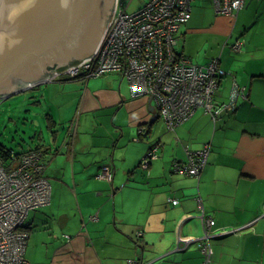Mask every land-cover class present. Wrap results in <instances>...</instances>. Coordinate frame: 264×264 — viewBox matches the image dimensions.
Listing matches in <instances>:
<instances>
[{
    "label": "crops",
    "instance_id": "crops-1",
    "mask_svg": "<svg viewBox=\"0 0 264 264\" xmlns=\"http://www.w3.org/2000/svg\"><path fill=\"white\" fill-rule=\"evenodd\" d=\"M178 35L177 53L194 64L219 60L226 75L217 106L229 101L234 82L247 99L216 122L199 108L169 131L155 103L132 97L120 74L49 84L57 106L46 115L51 139L38 145L51 201L25 222L31 264H204L203 215L215 220L209 264H264V0H245L235 18L198 0ZM205 144L200 178L174 171ZM153 145L158 157L146 171L140 163ZM105 169L112 180L99 177ZM180 238L192 241L177 249Z\"/></svg>",
    "mask_w": 264,
    "mask_h": 264
},
{
    "label": "built area",
    "instance_id": "built-area-1",
    "mask_svg": "<svg viewBox=\"0 0 264 264\" xmlns=\"http://www.w3.org/2000/svg\"><path fill=\"white\" fill-rule=\"evenodd\" d=\"M122 0H116L112 16L101 41L91 57L76 67L55 71L43 83L89 80L117 73L125 78L134 98H150L157 114L169 131L189 121L199 108L211 115L214 122L223 112H234L239 99H247L245 87L236 82L229 101L215 104L214 96L221 79L226 75L219 60L202 66L177 53L179 31L191 17L192 5L198 0H148L133 13L127 12ZM216 14L235 18L244 7L245 0H211ZM128 5V4H127ZM240 52L242 44L232 46ZM37 86V85H35ZM137 140V139H136ZM11 151V150H10ZM158 147L153 145L143 157L140 166L149 170L158 157ZM210 145L189 151L185 163H175L173 169L182 175L200 178L207 165ZM47 163L42 150L23 151L5 162L0 155V264H31L26 258L29 234L25 222L29 213L48 205L51 201V184L46 176ZM101 179L112 180L110 170H103ZM173 205L178 200H169ZM199 209H203L199 200ZM203 235L199 248L209 264L213 256L211 239L215 220L203 215ZM95 219V218H92ZM231 233H238L233 229ZM138 232L137 236H141ZM192 240L180 238L179 246L187 247ZM143 264L130 261V264Z\"/></svg>",
    "mask_w": 264,
    "mask_h": 264
},
{
    "label": "water",
    "instance_id": "water-1",
    "mask_svg": "<svg viewBox=\"0 0 264 264\" xmlns=\"http://www.w3.org/2000/svg\"><path fill=\"white\" fill-rule=\"evenodd\" d=\"M115 3L0 0V99L44 84L52 68L61 72L91 57Z\"/></svg>",
    "mask_w": 264,
    "mask_h": 264
},
{
    "label": "rangeland",
    "instance_id": "rangeland-1",
    "mask_svg": "<svg viewBox=\"0 0 264 264\" xmlns=\"http://www.w3.org/2000/svg\"><path fill=\"white\" fill-rule=\"evenodd\" d=\"M147 1L122 0L121 2L127 6L128 13H133L140 10ZM175 49L179 50V44L175 46ZM49 84L51 83L40 84L0 99V144L15 152H23L38 145L40 140L44 143L50 141L51 134L47 129L46 115L51 114L48 107L57 106V103L54 98H50V94L46 91ZM73 85L76 83L65 84V86ZM62 97L65 98L64 101L69 102L67 106L72 104L69 96ZM45 162L48 164L46 158ZM38 255L41 256L40 258H46V245L45 248L38 250ZM27 258H29V254Z\"/></svg>",
    "mask_w": 264,
    "mask_h": 264
},
{
    "label": "trees",
    "instance_id": "trees-1",
    "mask_svg": "<svg viewBox=\"0 0 264 264\" xmlns=\"http://www.w3.org/2000/svg\"><path fill=\"white\" fill-rule=\"evenodd\" d=\"M10 150L13 151L15 154L21 153V152H15L14 150L8 149L4 145L0 144V155L4 159L5 162H8L9 159H11V151ZM33 150H42L44 152V150L42 149V147L40 145H37L35 148H32L28 151H33ZM44 155H45V153H44ZM25 230H26V228H25Z\"/></svg>",
    "mask_w": 264,
    "mask_h": 264
},
{
    "label": "bare ground",
    "instance_id": "bare-ground-1",
    "mask_svg": "<svg viewBox=\"0 0 264 264\" xmlns=\"http://www.w3.org/2000/svg\"><path fill=\"white\" fill-rule=\"evenodd\" d=\"M34 87H36V86H34Z\"/></svg>",
    "mask_w": 264,
    "mask_h": 264
}]
</instances>
